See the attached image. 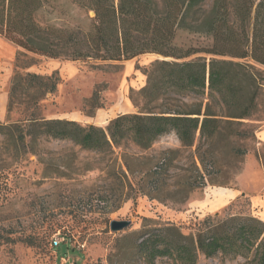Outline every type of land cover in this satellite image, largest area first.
<instances>
[{
    "label": "trees",
    "instance_id": "trees-1",
    "mask_svg": "<svg viewBox=\"0 0 264 264\" xmlns=\"http://www.w3.org/2000/svg\"><path fill=\"white\" fill-rule=\"evenodd\" d=\"M75 10L84 14L86 26L70 25ZM181 34L197 42L178 45ZM0 36L23 50L15 60L32 55L103 63L158 57L142 72L145 86L131 97L138 112L118 115L105 128L42 118L40 103L55 93L58 79L13 71L7 114L16 104L21 119L0 123V154L15 162L38 157V144L46 140L99 156L112 172L109 158L116 150L144 152L168 134L183 149L192 148L197 138L210 143L221 125L249 120L264 106V0H0ZM33 64L28 59L22 70ZM209 155L197 158L202 168ZM166 161L145 174L152 191ZM43 165V179L72 180L70 169ZM6 180L0 179L1 185ZM55 226L49 222L45 239ZM197 226L184 234L172 224L144 225L121 239L128 243L122 255L134 253L145 264L160 258L196 264L199 254L245 257L253 250L252 262L264 264V225L257 219L216 214Z\"/></svg>",
    "mask_w": 264,
    "mask_h": 264
},
{
    "label": "rangeland",
    "instance_id": "rangeland-1",
    "mask_svg": "<svg viewBox=\"0 0 264 264\" xmlns=\"http://www.w3.org/2000/svg\"><path fill=\"white\" fill-rule=\"evenodd\" d=\"M80 23L86 26V17L75 10L70 25ZM196 42L181 34L176 43ZM30 58L33 66L22 70ZM156 59L144 55L126 62L94 63L27 55L13 62V70L58 79L55 93L40 103L42 118L105 128L118 115L138 112L131 97L145 86L142 72ZM21 110L14 104L2 124L21 119ZM236 122L221 125L210 143L197 138L189 149L168 134L144 152L131 147L116 150L109 158L113 175L106 160L66 143L43 140L38 157L18 162L0 154V179H7L0 183V264H145L134 253L122 255L128 243H121L144 225L172 224L188 234L216 214L219 219L255 218L264 225L263 206L253 205L257 199L264 204V145L258 140L264 129V106L251 119ZM203 152H210L204 168L197 159ZM163 158L169 161L152 191V179L145 174ZM43 164L70 169L72 180L43 179ZM188 184L191 192L186 190ZM51 221L56 226L45 239ZM112 221H127L130 226L112 233ZM55 238L63 241L52 248ZM253 253L213 258L199 254L196 264H254ZM155 264L174 262L160 258Z\"/></svg>",
    "mask_w": 264,
    "mask_h": 264
},
{
    "label": "crops",
    "instance_id": "crops-1",
    "mask_svg": "<svg viewBox=\"0 0 264 264\" xmlns=\"http://www.w3.org/2000/svg\"><path fill=\"white\" fill-rule=\"evenodd\" d=\"M19 52H23L14 44L8 42L0 36V123H3L7 115V102H8V85L13 74V62ZM258 140L264 145V129L258 133ZM253 205L257 208L261 206L260 215L264 204L260 199L254 200ZM263 219V218H262Z\"/></svg>",
    "mask_w": 264,
    "mask_h": 264
},
{
    "label": "water",
    "instance_id": "water-1",
    "mask_svg": "<svg viewBox=\"0 0 264 264\" xmlns=\"http://www.w3.org/2000/svg\"><path fill=\"white\" fill-rule=\"evenodd\" d=\"M93 15V13H91ZM130 226V222L127 221H112L109 224V229L112 233H118Z\"/></svg>",
    "mask_w": 264,
    "mask_h": 264
},
{
    "label": "built area",
    "instance_id": "built-area-1",
    "mask_svg": "<svg viewBox=\"0 0 264 264\" xmlns=\"http://www.w3.org/2000/svg\"><path fill=\"white\" fill-rule=\"evenodd\" d=\"M62 241H63L62 238H55L52 242V248H57Z\"/></svg>",
    "mask_w": 264,
    "mask_h": 264
}]
</instances>
